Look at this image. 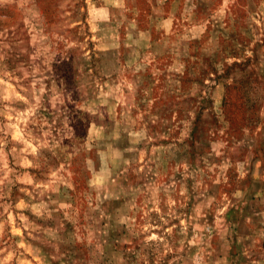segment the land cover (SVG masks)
<instances>
[{
	"label": "rangeland",
	"instance_id": "1",
	"mask_svg": "<svg viewBox=\"0 0 264 264\" xmlns=\"http://www.w3.org/2000/svg\"><path fill=\"white\" fill-rule=\"evenodd\" d=\"M0 264H264V0H0Z\"/></svg>",
	"mask_w": 264,
	"mask_h": 264
}]
</instances>
